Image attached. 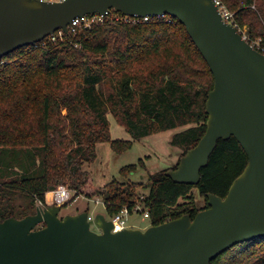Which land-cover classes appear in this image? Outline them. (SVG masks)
Instances as JSON below:
<instances>
[{"label":"trees","instance_id":"obj_1","mask_svg":"<svg viewBox=\"0 0 264 264\" xmlns=\"http://www.w3.org/2000/svg\"><path fill=\"white\" fill-rule=\"evenodd\" d=\"M251 37L264 35V0H222ZM255 6V8H252ZM104 23L66 34L45 45L30 46L0 60V221L35 214L46 194L68 186L76 195H99L110 216L141 204L151 225L190 215L199 209L191 198L197 189L225 198L244 172L248 156L236 138L219 140L197 186L175 183L165 173L149 175V192L138 200L136 184L114 180L106 190L92 191L85 164L96 161V147L109 142L121 153L130 141H112L108 113L133 140L185 128L171 145L195 148L207 131L206 102L214 76L185 26L169 16L149 22ZM122 16V14L117 13ZM143 166V161L140 162ZM122 169V176L135 173ZM30 205L16 216V196ZM212 264H264V238L234 246Z\"/></svg>","mask_w":264,"mask_h":264},{"label":"water","instance_id":"obj_2","mask_svg":"<svg viewBox=\"0 0 264 264\" xmlns=\"http://www.w3.org/2000/svg\"><path fill=\"white\" fill-rule=\"evenodd\" d=\"M113 10L177 19L214 76L207 131L165 175L197 186L218 141L231 137L248 165L225 198L207 195L208 208L193 219L184 215L145 231L113 232L104 215L88 220L87 211L60 217L56 205L0 221V264H212L234 246L264 238V54L224 22L212 0H0V60L59 30L68 34L77 17Z\"/></svg>","mask_w":264,"mask_h":264},{"label":"rangeland","instance_id":"obj_3","mask_svg":"<svg viewBox=\"0 0 264 264\" xmlns=\"http://www.w3.org/2000/svg\"><path fill=\"white\" fill-rule=\"evenodd\" d=\"M112 17L118 18L120 15L116 12V14H112ZM108 120L112 141H130L131 145L125 151L117 153L113 150L109 142L97 144L96 161L93 164L84 165V168L91 173L92 183L90 188L92 191L102 192L114 180L124 182L130 187H134L136 184L137 187H134V190L138 200H143L149 192V175L167 168H172L180 161L183 149L173 147L171 140L175 133L186 129V127L163 131L141 140H133L125 127L119 123L111 112L108 113ZM141 161H143V166L140 164ZM128 166H135L137 171L128 177H123L121 171ZM70 191L73 194L74 191L71 189ZM76 197L77 201H70V204L62 208L60 217L78 215L84 211H89L93 217L104 215L107 220L110 219L111 216L99 195L92 199L87 198L85 195ZM76 197L73 196V198ZM46 202L48 206L52 205L51 193L46 194ZM190 202H193L199 209H204L207 206L205 198L200 196L197 189L192 191L191 198L182 199L179 204H189ZM15 203L18 208L16 210V216L22 217L30 205V199L26 195L18 194ZM139 205L143 208L141 204ZM128 223L130 226L129 229H140L143 231L151 226L150 219L144 218L140 212L132 214L129 217ZM92 230L98 231L95 227H92Z\"/></svg>","mask_w":264,"mask_h":264},{"label":"built area","instance_id":"obj_4","mask_svg":"<svg viewBox=\"0 0 264 264\" xmlns=\"http://www.w3.org/2000/svg\"><path fill=\"white\" fill-rule=\"evenodd\" d=\"M42 2H64L66 0H40ZM213 3L218 7L219 12L222 16V19L224 22L231 24L234 28H236L237 32L242 36V38L255 50L258 52L264 54V35H259L257 37H251L248 33L247 26L241 27L238 22L235 19V14L229 11L225 5L223 4L222 0H212ZM252 8H255V6H252ZM110 15V14H109ZM108 15V16H109ZM106 17H103L99 14L95 15H86L83 17H77L72 21V23L68 26V34L77 35L78 31L81 29H90L94 26L100 25L104 23V20ZM163 17V16H161ZM157 17H145V18H138V17H129V16H120L116 18L118 21H124V22H149L152 19ZM66 34L63 32V30H59L56 33H54L52 36L48 37L46 40L36 44V45H45V41L51 40V41H57L58 38H63ZM52 194V205L59 206L61 208L65 207L66 205L70 204V201H75L77 197L75 196L76 193L73 192L71 194L70 189L67 186H60L55 191L51 192ZM75 196L76 198H73ZM77 201V200H76ZM48 203L46 202V205L39 202L37 204V207L45 208L47 207ZM89 216L88 220H93L94 217L87 211ZM142 213L144 218L150 219L148 211H143L142 207L138 205L133 212L131 213L128 208H123L120 213L111 216L109 221L113 224V232H120L125 229H128L129 226V217L134 213Z\"/></svg>","mask_w":264,"mask_h":264}]
</instances>
